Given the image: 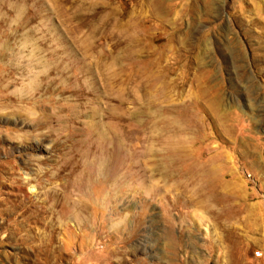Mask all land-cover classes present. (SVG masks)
<instances>
[{"label":"rangeland","instance_id":"1","mask_svg":"<svg viewBox=\"0 0 264 264\" xmlns=\"http://www.w3.org/2000/svg\"><path fill=\"white\" fill-rule=\"evenodd\" d=\"M0 264H264V0H0Z\"/></svg>","mask_w":264,"mask_h":264},{"label":"bare ground","instance_id":"2","mask_svg":"<svg viewBox=\"0 0 264 264\" xmlns=\"http://www.w3.org/2000/svg\"><path fill=\"white\" fill-rule=\"evenodd\" d=\"M200 171H201V170H200ZM200 171H199V172H200ZM177 173H178V172H177ZM180 173H181V172H180ZM182 174H183V173H182ZM178 175H179V174H178ZM152 176H153V175H152ZM172 176H173V175H172ZM179 176H180V175H179ZM185 181H186V179H185ZM183 183H184V182H183ZM176 186H177V185H176ZM208 186H209V185H208ZM186 187H187V186H186ZM173 245H174V244H173ZM172 256H173V255H172Z\"/></svg>","mask_w":264,"mask_h":264}]
</instances>
